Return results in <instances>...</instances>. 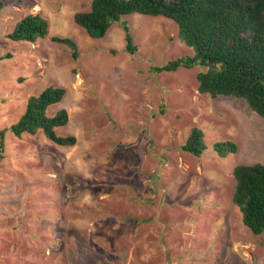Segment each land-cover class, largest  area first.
<instances>
[{"label": "rangeland", "instance_id": "rangeland-1", "mask_svg": "<svg viewBox=\"0 0 264 264\" xmlns=\"http://www.w3.org/2000/svg\"><path fill=\"white\" fill-rule=\"evenodd\" d=\"M0 130L30 97L50 86L66 95L57 147L39 133L0 150V264H264V234L252 235L232 203L233 169L264 165V118L243 100L197 91L205 68L155 73L194 51L163 17L123 16L92 39L72 16L89 0H0ZM40 13L48 34L36 43L6 37L23 16ZM126 25L136 47L125 52ZM69 38L78 57L51 41ZM204 135L196 157L181 146ZM235 142L219 156L217 142Z\"/></svg>", "mask_w": 264, "mask_h": 264}, {"label": "trees", "instance_id": "trees-1", "mask_svg": "<svg viewBox=\"0 0 264 264\" xmlns=\"http://www.w3.org/2000/svg\"><path fill=\"white\" fill-rule=\"evenodd\" d=\"M87 11L76 12L73 23L92 39L106 36L112 24L123 16L140 14L163 17L173 22L183 43L194 51L193 58L180 57L166 65L153 67L155 73L190 69L194 64L205 68L196 74L197 91L214 99L219 96L243 100L251 112L264 118V0H89ZM4 8L0 1V12ZM48 21L40 13H29L6 35L13 42L36 43L48 34ZM124 50L134 54L136 47L126 25ZM51 41L71 50L76 60L78 49L69 38L51 37ZM2 55L0 59L9 58ZM66 95L62 86H50L24 104L19 119L0 130V150L5 148V132L14 138L43 134L48 142L69 148L76 144L73 135H58L68 115L59 109L48 116L47 109L61 104ZM204 135L192 128L181 146L183 152L200 156ZM219 156L235 154V142L214 144ZM234 187L232 203L239 209L241 222L254 236L264 234V165H238L232 172Z\"/></svg>", "mask_w": 264, "mask_h": 264}, {"label": "crops", "instance_id": "crops-1", "mask_svg": "<svg viewBox=\"0 0 264 264\" xmlns=\"http://www.w3.org/2000/svg\"><path fill=\"white\" fill-rule=\"evenodd\" d=\"M110 30V29H109Z\"/></svg>", "mask_w": 264, "mask_h": 264}]
</instances>
